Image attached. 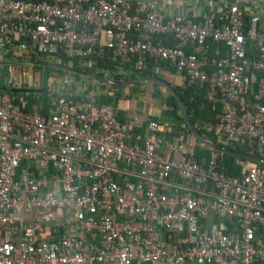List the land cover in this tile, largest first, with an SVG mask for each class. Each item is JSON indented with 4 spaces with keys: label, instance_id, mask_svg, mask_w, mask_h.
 I'll return each instance as SVG.
<instances>
[{
    "label": "built area",
    "instance_id": "obj_1",
    "mask_svg": "<svg viewBox=\"0 0 264 264\" xmlns=\"http://www.w3.org/2000/svg\"><path fill=\"white\" fill-rule=\"evenodd\" d=\"M211 5L167 17L151 0H0V35L38 55L99 47L137 72L182 75L206 87L223 146L256 140L262 153L264 18L248 14L253 0ZM50 103L46 116L0 104V264H264V168L230 176L215 152L198 164L193 147L161 136L168 126L134 133L143 122L124 128L94 95ZM169 175L185 187L162 191Z\"/></svg>",
    "mask_w": 264,
    "mask_h": 264
},
{
    "label": "trees",
    "instance_id": "obj_2",
    "mask_svg": "<svg viewBox=\"0 0 264 264\" xmlns=\"http://www.w3.org/2000/svg\"><path fill=\"white\" fill-rule=\"evenodd\" d=\"M249 17H247L246 21L248 22ZM0 40L3 41L4 45L8 47V44L17 45H30L28 40H13L8 39L2 35H0ZM173 46H176V42L169 40ZM249 53L251 52L248 50ZM13 53H8L7 60L16 59V57L12 56ZM46 59H45V58ZM23 60V57H19ZM30 60L36 62V66L31 67L29 73H26V78L23 77V67L16 66L11 67L17 69V72L13 75V77H9L8 75L5 77V81H0V85L8 88L6 92L0 91V104L2 105H10V106H20L22 102L25 103V111H33L37 110L42 115H48L53 109L52 104L50 103L52 98L55 97H65L72 98L77 100H86L90 92H93V87H86L84 84L80 85V92H76V86H79L78 83H83L86 77L78 74L67 73L62 70H58L56 68L51 67H43L40 66V63L53 64L55 66L60 67H71L76 72L80 74L94 76L98 79L104 77L105 73H109L111 75V79L115 83H125L130 80L136 78H145V77H157L150 72V69L147 68L143 72H137L133 63H120V62H112L109 52L104 48L97 47L93 55L88 59H67L64 55L57 54L54 57L38 55L36 52L32 50V54ZM47 60V61H45ZM85 63L83 64V62ZM86 61H92V64H87ZM163 68L170 69L171 67L168 64L161 63ZM29 67V66H28ZM30 68V67H29ZM1 69V67H0ZM173 70V69H172ZM175 71V70H173ZM8 78V79H7ZM74 78L75 80L71 81L70 84H65L64 89L55 90L52 89L53 83L65 82V79ZM162 79V78H160ZM89 81L91 79H88ZM80 81V82H79ZM32 84V86H30ZM147 85L150 91V97L155 99L156 97H161L164 100L165 105L168 109L171 110L173 117L180 123L176 126V131L171 134H167L166 136L172 140L184 142L187 146L193 147L195 150L194 160L198 164L206 165L210 161L211 154L214 152L207 147L200 145L194 136L191 129L188 127L183 118L182 110L175 99V97L163 87H160L156 84L152 83H134L132 85H128L124 90H128L135 94H141L140 86ZM19 87L21 89H27L29 86L31 88H37L38 90H42L41 93H12L11 88ZM105 90L109 89L100 85ZM85 89V90H84ZM177 94L183 99L186 104L189 114L191 116L192 122L198 132L204 136L206 139H213L215 142L224 145L223 139L225 137L224 130L221 126V122L216 119L217 107H214L210 102L206 99V87L201 86L199 84L188 85L187 81L184 80V84L182 86H174ZM68 92L65 93V91ZM118 94V93H117ZM98 103L102 105H115L118 100L123 98H128V96H123L122 94H118L113 99L108 95L103 94H95ZM219 110V108H218ZM117 118V117H116ZM118 120V119H117ZM124 124V121H120ZM228 149L250 154L256 156H264V148L263 152L260 153L258 151V145L256 140H244L237 143H233L227 146ZM217 157V168L222 171H225L230 176L240 177L244 173V165L247 163H252L247 161L244 158H238L233 155L220 154L215 152ZM259 167L264 168V164L256 163ZM50 172H53L51 169ZM172 182L182 183L181 181H177L175 176L169 175L167 177Z\"/></svg>",
    "mask_w": 264,
    "mask_h": 264
},
{
    "label": "crops",
    "instance_id": "obj_3",
    "mask_svg": "<svg viewBox=\"0 0 264 264\" xmlns=\"http://www.w3.org/2000/svg\"><path fill=\"white\" fill-rule=\"evenodd\" d=\"M151 1H153L154 3H156L159 6V9L163 12L164 15H166L167 17H174V16L180 15L186 11H188L189 13L197 12L199 10L209 12L212 8V5H211L212 3H214V5H223V4L226 5L227 3L233 2L234 0H151ZM253 4L256 5L254 7L258 6V9L256 8L254 10L253 9L248 10V14L250 16H252L255 13V11H257L256 13L258 14V16L263 19L264 18V0H253ZM249 15H247V17H249ZM247 17H245V19H247ZM16 41H18V40H16ZM3 45H4L3 41L0 40V67H1V69H0V81H2V82L5 81L4 79L7 75H8V78L13 77V75L17 72V69L15 70V68H11V67H16L18 65L22 66L23 67V74L22 75L24 78H26L25 77L26 73H29V70H31V67L38 65V64H36V62H33L30 60V57L32 54V49H31L30 45H28V46H24V45L15 46L13 44H8V47L5 45L3 47ZM8 53H13L12 56L16 57V59L7 60L6 58L8 56ZM19 57H23L24 59L21 60V58H19ZM45 61H47V60H45ZM84 63H85V61L83 62V64ZM40 64L55 66L53 64H47V63H40ZM51 68H54V67H51ZM67 68H71V67H67ZM67 73H70V72H67ZM78 73L79 72L72 73V74H78ZM175 74H172V75L166 74V75L161 76L160 78H162V80H164V81L169 82V84L173 88H174V86H182L184 84V77L182 75H178L177 73H175ZM78 75H82V74L79 73ZM82 76L86 77L88 79H91V80L89 81L88 79H86L83 83H81V84L78 83L79 86H76V89H75L76 92L78 89H79L78 92H80V85L82 86V84H84L86 87H89V86L93 87V92L91 91L89 95L96 96L95 94H103V95H108L109 97H112L113 99L118 94H122L123 96H128V98H123V99L118 100V102L114 106L113 105H110V106H112L118 121L119 122L121 120L124 121V124H122L120 122L124 128L127 126H131L133 124L134 118L143 122V124H142L143 126L141 128L137 127L135 129H133L134 133L140 132L143 136H145L146 135V129H145L146 122H148L150 120L151 121L154 120V121H157L158 123H160L161 125L168 126L166 128V131L161 134V136L163 138L164 137L168 138L166 135L171 134L174 131H176V129H175L176 126L180 124L173 117L171 110L166 107L165 102H164V100H162L161 97H159V98L156 97L155 99L154 98L152 99L150 97V93H148L150 91V89H148V87L146 85L140 86L141 94H135V93H132L128 90H124L126 86L120 90H115V91L110 90L106 86L109 89V91H108V90H105L104 88H102L100 86L102 84L99 83V80L105 78V79H109V80L113 81L111 79V75L109 73H105L104 77L101 79H98V78H96L94 76H90V75L85 76V74H83ZM70 80L74 81L75 79L74 78H70L68 80L65 79L64 83L59 82L57 84L54 81L52 89L53 88L55 90L64 89L65 84L68 85L71 83ZM142 84H145V83H142ZM0 86H2V85H0ZM30 86H32V84ZM30 86H29L30 89H37L34 87L31 88ZM11 89H21V88H19L17 86V87L11 88ZM66 92H68V90H66L65 93ZM168 139H170V138H168ZM167 160L171 161L172 156L169 155L167 157ZM245 165H247V164H245ZM39 178H40V183L42 184V187H43L45 192H47L48 194H51V195H55V196L60 194L59 184L57 182L56 183H55V181L53 182V180H51V178L46 177L44 175H40ZM54 178H56V175L54 176ZM161 180H162V184H160L159 188L165 192H169L170 190L177 188V186L185 187V185L183 183H180V182L178 184H181V185H178L177 183H174V182L170 181L169 179L165 180L163 178Z\"/></svg>",
    "mask_w": 264,
    "mask_h": 264
},
{
    "label": "water",
    "instance_id": "obj_4",
    "mask_svg": "<svg viewBox=\"0 0 264 264\" xmlns=\"http://www.w3.org/2000/svg\"><path fill=\"white\" fill-rule=\"evenodd\" d=\"M40 65L44 66V67H49V66L54 67L58 70H62L65 72L77 73L74 70H72L71 68H67V67L43 65V64H40ZM85 76H87V75H85ZM99 83L107 86L112 91L120 90V89L124 88L125 86L131 85L134 83H152V84H156L160 87H163L164 89L168 90L177 100L178 104L180 105V107L182 109L184 121L186 122L188 127L191 129V131L193 132L194 136L196 137V139L200 145L207 147L210 150L217 152V153H220V154L233 155V156H236L238 158H244L247 161L252 162V163L264 164V156H256V155H250V154L236 152V151L228 149L227 147L221 145L220 143L215 142L213 139H206L204 136H202L198 132V130L195 128V126L192 122L191 116L189 114L188 108H187L186 104L184 103L183 99L177 94L175 89L167 81H164V80L157 78V77H145V78H136V79L130 80V81L125 82V83H115L109 79L103 78V79L99 80ZM7 90H8L7 87L0 86V91L6 92ZM11 92L12 93H18V94L19 93H41L42 90L30 89V88H28V89H11Z\"/></svg>",
    "mask_w": 264,
    "mask_h": 264
},
{
    "label": "rangeland",
    "instance_id": "obj_5",
    "mask_svg": "<svg viewBox=\"0 0 264 264\" xmlns=\"http://www.w3.org/2000/svg\"><path fill=\"white\" fill-rule=\"evenodd\" d=\"M147 86V85H146Z\"/></svg>",
    "mask_w": 264,
    "mask_h": 264
}]
</instances>
